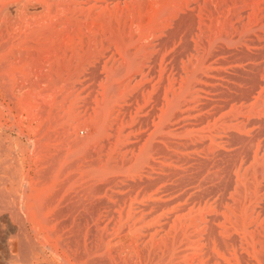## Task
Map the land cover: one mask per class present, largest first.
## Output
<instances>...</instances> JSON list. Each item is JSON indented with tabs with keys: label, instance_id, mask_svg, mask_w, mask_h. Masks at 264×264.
Masks as SVG:
<instances>
[{
	"label": "rangeland",
	"instance_id": "1",
	"mask_svg": "<svg viewBox=\"0 0 264 264\" xmlns=\"http://www.w3.org/2000/svg\"><path fill=\"white\" fill-rule=\"evenodd\" d=\"M26 6L1 42L0 264H264V0Z\"/></svg>",
	"mask_w": 264,
	"mask_h": 264
},
{
	"label": "bare ground",
	"instance_id": "2",
	"mask_svg": "<svg viewBox=\"0 0 264 264\" xmlns=\"http://www.w3.org/2000/svg\"><path fill=\"white\" fill-rule=\"evenodd\" d=\"M30 2H32V1H30ZM34 2V1H33ZM20 12L21 13V15H22V17H24L25 15H27L26 14V11H27V6H26V0H0V58H1V55H3L2 54V52L5 50V48L3 49V47H2V39H3V30H4V28L5 27H8L11 23H12V21H13V17H14V14L16 13V12ZM27 21H25V23H26ZM27 25V24H26ZM17 28V27H16ZM14 29V28H13ZM17 30V29H16ZM22 31H23V29H22ZM21 38V37H20ZM24 38V37H23ZM24 39H26V38H24ZM8 43V42H7ZM10 43V42H9ZM14 45V44H13ZM19 47V46H18ZM6 57V56H5ZM8 59V58H7ZM10 60V59H9ZM5 63V62H4ZM3 63V64H4ZM23 63V62H22ZM3 64H1V65H3ZM9 74V73H8ZM7 74V75H8ZM6 87V86H5ZM18 91H19V89H17ZM4 91V90H3ZM9 95V94H8ZM11 98V97H10ZM13 99V98H12ZM33 179V178H32ZM61 179V178H60ZM1 180V179H0ZM6 180V179H5ZM14 180V179H13ZM8 181V180H7ZM10 181V180H9ZM5 183H6V181H5ZM24 185V184H23ZM57 188V187H56ZM24 189V188H23ZM5 196V195H4ZM6 196H7V194H6ZM3 197V196H2ZM4 198V197H3ZM5 198H7V197H5ZM31 198V197H30ZM57 198V197H56ZM58 199V198H57ZM40 200V199H39ZM38 200V201H39ZM42 200V199H41ZM10 201V200H9ZM21 201V200H20ZM31 201V200H30ZM37 201V200H36ZM47 201V200H46ZM53 201H54V199H53ZM52 201V202H53ZM1 202V201H0ZM48 202V201H47ZM55 202V201H54ZM53 202V203H54ZM57 202V201H56ZM55 202V203H56ZM21 203V202H20ZM46 203V202H45ZM1 204V203H0ZM11 204V203H10ZM48 203H46V205H47ZM56 205V204H55ZM20 206V205H19ZM45 207V206H44ZM43 207V208H44ZM6 209V208H5ZM20 209V208H19ZM13 210V209H12ZM15 210V209H14ZM34 210V209H33ZM35 210H36V208H35ZM42 210H44V209H42ZM41 210V211H42ZM46 210V209H45ZM16 211V210H15ZM18 211V210H17ZM21 210H19V212H20ZM38 211V210H37ZM59 211V210H58ZM67 211V210H66ZM60 212V211H59ZM62 212V211H61ZM15 213H18V212H15ZM21 213V212H20ZM36 213V212H35ZM57 213V212H56ZM66 213V212H65ZM38 214V213H37ZM55 214V213H54ZM58 214V213H57ZM56 215V214H55ZM66 215V214H65ZM73 215V214H72ZM54 216V215H53ZM57 217V216H56ZM71 217V216H70ZM54 218V217H53ZM61 218V217H60ZM64 218H65V216H64ZM27 219V218H26ZM50 219V218H49ZM72 219V218H71ZM53 220V219H52ZM58 220V219H57ZM61 220V219H60ZM59 220V221H60ZM3 221V220H2ZM54 221H55V219H54ZM69 221V220H68ZM76 221V220H75ZM50 222V221H49ZM64 222V221H63ZM70 222H68V224H69ZM6 224V223H5ZM22 225H23V223H21ZM51 224V223H50ZM67 224V225H68ZM48 225V224H47ZM60 225H62V224H59V226ZM80 225V224H79ZM24 226V225H23ZM62 226H64V225H62ZM61 226V227H62ZM69 226H70V224H69ZM77 226V225H76ZM76 226H75V228H76ZM81 226V225H80ZM59 228V227H58ZM58 228H56V229H58ZM63 228V227H62ZM79 228V227H78ZM25 229V228H24ZM55 229V230H56ZM81 229V228H80ZM21 230V229H20ZM63 230V229H62ZM62 230H60L61 232H62ZM71 230V229H70ZM31 231V230H30ZM80 231V230H79ZM19 232V231H18ZM73 232V231H72ZM71 232V233H72ZM74 232H76V231H74ZM81 232V231H80ZM54 233V232H53ZM78 232H76L75 234H77ZM75 234H74V236H75ZM63 235H65V233L63 234ZM62 235V236H63ZM83 235V234H82ZM81 235V236H82ZM89 235V234H88ZM16 236V235H15ZM22 236V235H21ZM66 236V235H65ZM69 236V235H68ZM73 236V235H72ZM14 237V236H13ZM19 237H20V235H19ZM78 237V236H77ZM15 238V237H14ZM13 238V239H14ZM17 238V237H16ZM81 238H83V237H81ZM90 238V237H89ZM12 239V238H11ZM70 239H71V237H70ZM73 239V238H72ZM71 239V240H72ZM76 239V238H75ZM9 240V239H8ZM20 240H21V238H20ZM74 240V239H73ZM90 240H92V239H90ZM89 240V241H90ZM64 241H66V240H64ZM75 241H77V240H75ZM87 241V240H86ZM12 242V241H11ZM10 242V243H11ZM74 242V241H73ZM78 242V241H77ZM88 242V241H87ZM22 243V242H21ZM62 243V242H61ZM75 243V242H74ZM24 244H26V243H24ZM23 244V245H24ZM35 244V243H34ZM79 244V243H78ZM82 244H84V243H82ZM11 245V244H10ZM9 245V246H10ZM19 245V244H18ZM33 245V244H32ZM68 245V244H67ZM72 245V244H71ZM87 245H89V244H87ZM22 246V245H21ZM26 246V245H25ZM28 246V245H27ZM76 246H77V243H76ZM89 247V246H88ZM90 247H91V244H90ZM89 247V248H90ZM94 247V246H93ZM9 248V251L11 250V248L12 247H8ZM21 248V247H20ZM23 248V247H22ZM26 249V247L24 248V250ZM47 249V248H46ZM61 249H63V248H61ZM91 249V248H90ZM84 250V249H83ZM92 250V249H91ZM88 251V250H87ZM82 252V251H81ZM89 252V251H88ZM10 253V252H9ZM22 253V252H21ZM80 253V252H79ZM90 253V252H89ZM13 254H15V253H13ZM25 254V253H24ZM77 254V253H76ZM12 255V254H11ZM17 255V254H16ZM18 255H20V254H18ZM23 255V254H22ZM85 255V254H84ZM24 256V255H23ZM14 257H17V256H14ZM104 257V256H103ZM107 257V256H106ZM73 258V257H72ZM106 259V258H105ZM104 259V260H105ZM109 259V258H108ZM29 260V259H28ZM73 260H75V259H73ZM80 260H81V258H80ZM102 260V259H101ZM18 261H20V260H18ZM94 261H95V258H94ZM74 262V261H73ZM78 262V261H77ZM87 262V261H86ZM97 262H98V260H97ZM109 262V261H108ZM19 263V262H18ZM99 263V262H98ZM106 263V262H105ZM104 263V264H105ZM88 264H89V262H88Z\"/></svg>",
	"mask_w": 264,
	"mask_h": 264
}]
</instances>
